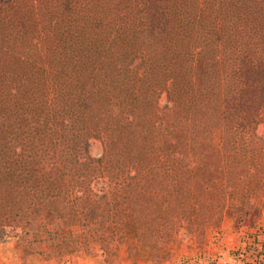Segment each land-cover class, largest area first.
Segmentation results:
<instances>
[{
  "label": "trees",
  "instance_id": "16d2710c",
  "mask_svg": "<svg viewBox=\"0 0 264 264\" xmlns=\"http://www.w3.org/2000/svg\"><path fill=\"white\" fill-rule=\"evenodd\" d=\"M263 204L264 0H0V228L26 253L157 261Z\"/></svg>",
  "mask_w": 264,
  "mask_h": 264
},
{
  "label": "rangeland",
  "instance_id": "374dc122",
  "mask_svg": "<svg viewBox=\"0 0 264 264\" xmlns=\"http://www.w3.org/2000/svg\"><path fill=\"white\" fill-rule=\"evenodd\" d=\"M99 152H100V146L98 142H93L90 146V154L93 156H97ZM263 206L264 204L260 207L263 208ZM236 220H237V216H233V214L230 212H225L220 222H218L217 224H208L205 227L204 239H205L206 233L213 232L214 229L222 223L230 224V226H232L233 224L238 225L236 224ZM54 223H56V221H54ZM246 224L248 223L243 222L239 225L241 226V225H246ZM258 224H257V227L261 226ZM235 225L234 227H236ZM72 231L75 235H77L79 232V229L73 228ZM14 232L15 231H9L8 228H3V229L0 228V264H39L42 260L47 263L49 261V264H158L160 261V259L157 261L144 260L142 256L133 257L126 250V246L121 247V249L118 251V255L116 259L112 263H107V261H104L100 255L99 250L96 248L93 249L92 253H89L90 255H87V254L84 255L82 253L74 254L73 252L74 246L72 247L70 254L65 257H60V259H53V258L47 259L44 255L36 253L38 252V250L40 252H48V253L52 252V249L49 248L47 243H44L41 245L29 246L32 252L28 254L26 253V250H28L27 246L24 245V242L17 241L16 237L14 236ZM258 233L260 235L263 234L260 232ZM202 243L198 244L193 240H185V237H183V235H179L172 241H169L164 246H162L161 251H160V257H162L163 254L167 253L166 251L167 247L172 246V245H175V246L180 245L184 247L185 249H191V252L193 254H196L201 250ZM167 244L168 246L166 247ZM70 246L72 245H69V247ZM258 248L259 247L256 246L255 244L254 245L251 244L250 246H246L245 253H249L250 258L253 256L256 259L258 258L262 260L261 256L263 255V253L261 252V250L260 252L256 253V249ZM236 254H240L241 256L244 255L243 253H240V251H236ZM35 255L39 256L40 259L35 258L37 257Z\"/></svg>",
  "mask_w": 264,
  "mask_h": 264
},
{
  "label": "crops",
  "instance_id": "0c3cea01",
  "mask_svg": "<svg viewBox=\"0 0 264 264\" xmlns=\"http://www.w3.org/2000/svg\"><path fill=\"white\" fill-rule=\"evenodd\" d=\"M248 217L246 225L233 224L232 227L222 223L213 232L206 233L202 248L196 254L180 245L167 244V253L160 257L158 264H256L252 261L255 257L250 258L249 253H245L246 246L251 244L259 247L256 253L260 250L263 253L261 261L264 264V206L251 211ZM257 224L263 228L261 235L257 232ZM236 251L244 255L236 254ZM35 258L40 259L39 256ZM39 264H49V261L42 260Z\"/></svg>",
  "mask_w": 264,
  "mask_h": 264
},
{
  "label": "built area",
  "instance_id": "2783aa9c",
  "mask_svg": "<svg viewBox=\"0 0 264 264\" xmlns=\"http://www.w3.org/2000/svg\"><path fill=\"white\" fill-rule=\"evenodd\" d=\"M257 231L258 232H260V233H263V228L261 227V226H258L257 227ZM254 245V244H253ZM252 261H254V263H256V264H262L261 262H263V261H261L260 259H256V258H254Z\"/></svg>",
  "mask_w": 264,
  "mask_h": 264
}]
</instances>
